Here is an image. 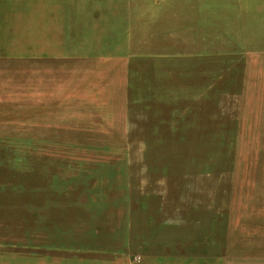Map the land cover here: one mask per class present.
Returning a JSON list of instances; mask_svg holds the SVG:
<instances>
[{
  "label": "rangeland",
  "instance_id": "obj_1",
  "mask_svg": "<svg viewBox=\"0 0 264 264\" xmlns=\"http://www.w3.org/2000/svg\"><path fill=\"white\" fill-rule=\"evenodd\" d=\"M0 264H264V0H0Z\"/></svg>",
  "mask_w": 264,
  "mask_h": 264
}]
</instances>
